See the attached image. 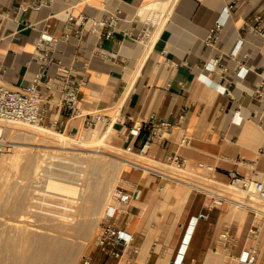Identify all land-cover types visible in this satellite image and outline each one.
Segmentation results:
<instances>
[{"label":"crops","instance_id":"1","mask_svg":"<svg viewBox=\"0 0 264 264\" xmlns=\"http://www.w3.org/2000/svg\"><path fill=\"white\" fill-rule=\"evenodd\" d=\"M22 1L0 0L2 83L13 88L28 85L38 69L31 57L41 32L61 37L68 31L69 37L58 43L54 56L79 81L83 108L102 110L113 120L109 128L123 147L132 144L138 149L148 139L147 132L132 138L128 130L134 121L156 113L172 126L164 140L151 142L147 157L164 162L177 153L188 162L212 164L214 180L226 184L232 168L247 177L262 175L264 101L257 98L255 88L264 79V36L251 27L257 24L255 17L264 12V0H55L52 6L38 10L20 9ZM226 6L230 11L218 40L209 44L206 37ZM109 11H118L121 19L113 38L80 25L83 18L104 17ZM70 17L79 24L67 29ZM218 56L221 62L208 67L207 62ZM240 65L248 68L245 76L238 74ZM56 69L57 65L51 67L49 74L54 75ZM59 103L60 93L45 103V123L74 134L84 125L83 118H70ZM183 110L185 116L180 118ZM183 136L186 143L181 141ZM133 169L127 172L128 179ZM152 177L138 188L140 195L131 202L130 214L118 219L119 223L129 220L139 245H145L147 238L135 227L140 213L137 202L165 188L160 186L163 180ZM194 200L187 215L196 214L190 212ZM203 208L199 213H205ZM205 214L188 253L198 264H210V251H216L210 249L216 224ZM194 224L195 219L190 229ZM187 225L171 253L178 249ZM232 232L237 239V230ZM238 241L236 251L247 243L242 244L241 238Z\"/></svg>","mask_w":264,"mask_h":264},{"label":"rangeland","instance_id":"2","mask_svg":"<svg viewBox=\"0 0 264 264\" xmlns=\"http://www.w3.org/2000/svg\"><path fill=\"white\" fill-rule=\"evenodd\" d=\"M169 11L170 9L165 14ZM16 127L17 123H5L0 120V142L7 145L0 158V257L1 253H22L21 239L28 231L34 239L57 238L61 242V253L73 256V260L67 264H84L85 257L90 255H93L92 264H158L159 261H162V264H171L173 243L193 215L187 213L195 198L194 209L190 212L199 214L204 206L203 211L209 213V221L216 224V231L212 233L215 242L210 249L215 248L218 252L219 264H225L227 261L222 235L228 229L237 230V236L244 244L253 224L259 227L260 235L257 240H248L247 244L257 248L258 264H264V215L251 208H245L246 206L233 205L230 197L233 192L238 193L239 189L229 183L215 181L213 173L199 166L198 162H187L179 169L129 153L124 150L112 131L107 141L115 147L113 152L118 157L123 156L144 165L154 166L178 178L184 177L182 179L186 182L201 187L190 188L188 200L181 211L176 209L174 193L179 187H189L178 181H163L160 186L165 188L161 192L153 191L149 198L137 202L140 213L135 220V227L139 234L149 240V244H145L150 250L147 261L142 262L139 255L143 244H140V251L133 260L129 259L127 254L120 259L105 253L101 247L96 246V238L105 219V209L108 203L114 201V191L117 188L137 190L146 186L153 179V175L132 168V176L128 179L126 174L131 170V166H125L120 157L118 159L95 151V145L74 143L61 149L35 140L33 129ZM49 127L67 136H83L84 140L89 139L90 142L91 139L93 142L99 140L109 129L103 125L91 129L82 125L79 131L69 134L54 126ZM50 177L76 184L78 193L46 192L45 185ZM205 177L212 180L209 181ZM244 194V200L249 202L248 193ZM95 195H99V200H93ZM261 202L264 203V200ZM21 215L27 220H21ZM118 216L113 221L117 222ZM176 216L178 219L174 220ZM154 242L157 244L154 245ZM17 259L16 255L13 260Z\"/></svg>","mask_w":264,"mask_h":264},{"label":"built area","instance_id":"3","mask_svg":"<svg viewBox=\"0 0 264 264\" xmlns=\"http://www.w3.org/2000/svg\"><path fill=\"white\" fill-rule=\"evenodd\" d=\"M54 1L55 0H23L20 3L19 8L22 10H38L42 7L52 6ZM229 11L230 6H226L223 11L224 15L216 21L214 28L208 33L206 37L207 43L214 44L217 42ZM255 18L257 24L251 27V30L264 36V12L258 14ZM120 20L118 11H109L104 17L83 18L80 25L82 28H87L92 32L100 33L101 37L109 39L113 38ZM72 24H79V22L73 17H70L67 20L66 28L70 29V25ZM69 35L70 33L68 31L64 32L61 37L52 35L47 31L41 32L36 40L35 50L31 57V61H36L38 63V69L34 73L33 79L25 87L13 88L0 81V119L9 122H21L29 125H45V103L49 102L50 98L53 97L55 93H60L59 107L67 112L70 118H83L86 128L91 129L98 125H103L105 127L113 126V120L106 112L102 110L88 111L83 108L79 95V81L73 77L70 71L66 70L60 61L54 56L58 43L62 39H67ZM241 43L242 40L238 42L236 48L232 51L234 54L237 52ZM220 62V56L214 57L207 62V66L214 68ZM54 65H57L56 72L54 75H50L49 69ZM247 72L248 68L240 65L238 74L240 76H245ZM255 95L258 99L264 101V79L255 88ZM184 116L185 110L180 114V118H184ZM171 126L172 125L169 121L158 117L156 113H151L142 121H134L133 125L128 130V135L133 138L143 132H147L148 139L142 143L138 149H136L134 145L128 144L124 147V150L129 153H136L141 157H147L151 142L156 139L164 140L166 133ZM181 141L182 143H186L188 139L186 136H183ZM6 146V143L0 142V158L5 151ZM156 162L165 163L169 166L181 169L187 164L188 160L187 158L174 153L173 155L168 156L166 161ZM198 164L212 173L215 170V166L212 164L203 161L198 162ZM130 166L142 171H147L149 174L166 182L178 181L176 176L154 166H148L141 163H132ZM228 174L230 177L229 185L245 191L248 194L252 193L258 198L264 200V172L260 177H247L243 175L239 169L232 168L228 171ZM139 195V189L128 190L127 188H117L114 191V201L108 203L105 209V219L100 225L96 238V246L101 247L105 253L112 254L114 257L120 259L127 254L128 258L132 260L139 253L140 245L136 242L134 233L130 231L129 220H125L122 223L113 221L118 215H129L130 204ZM206 217L207 215L203 212L191 216L181 243L170 259L171 264H196L194 258L189 259L188 253L197 226L200 220ZM194 219V227L193 229H190V225ZM259 235V227L253 224L249 229V240H257ZM222 240L224 251L227 255V261L225 264H258V252L256 247L246 243L239 251L235 250L237 239L231 229H228V231L222 235ZM92 262L93 255L85 257L84 264H92Z\"/></svg>","mask_w":264,"mask_h":264},{"label":"bare ground","instance_id":"4","mask_svg":"<svg viewBox=\"0 0 264 264\" xmlns=\"http://www.w3.org/2000/svg\"><path fill=\"white\" fill-rule=\"evenodd\" d=\"M157 18L161 19V16L159 14H157ZM150 39H152V36L149 37V40ZM143 43H145V42H143ZM0 120H2V119H0ZM3 121L5 123L9 122V121H5V120H3ZM13 123H17V127H18V128L16 127L17 129H19V128H21V129L23 128L24 130L33 129L34 130V132H33L34 136L33 137H35L34 138L35 140L43 142V143H48L49 145H52V146L57 147V148H61V149L62 148H68L74 143H80L81 145H84V146L95 145V146H97L95 151L100 152L103 155L114 156L115 158H118V159L120 157V158H122L121 161L124 163L125 166H129L132 163H138V162L130 160L128 158H123V156L118 157L117 154H114L113 151L116 150L115 147L107 141L109 138L108 136H109V133L111 131V128H109L107 131H105V133H103L102 137L99 138V140H96L95 142H93L91 139V142H90V141H88L89 136L87 137L88 140H84L83 136H81L80 138L71 137V136H67L65 134L59 133L56 130H54L53 128H51L49 126H45V125H29V124H25V123H21V122H13ZM18 125H20V126H18ZM51 136L54 138H51ZM84 136H86V135H84ZM95 137H96V135L94 136V138ZM37 141L35 142L36 144L38 143ZM133 154H136V153H133ZM182 178H184V177H182ZM182 178H178V182L187 185L189 188L179 187L178 190L175 191V193H174L176 196V201H175L176 202V209L180 210V211L188 200V197L190 194V188H195L197 186L201 187L195 183H188V182H186V180H183ZM205 179H207L209 181L212 180V179H209L206 177H205ZM45 187H46V192L50 191V192L65 193V194H73V193L76 194V193H78V187L76 184H73L71 182H66L63 179L56 178V177L48 178ZM237 191H238V193L233 192V194L230 197V201L233 203V205L246 206L245 208H247V207L251 208L252 210L256 211L257 213H260V215H262V214L264 215V203L261 202L263 200H261L256 195L251 193V194H248L249 195V198H248L249 202L245 201L244 200V196H245L244 193L245 192H241V191L239 192V190H237ZM46 192H45V194H46ZM93 200L94 201L99 200V195H95L93 197ZM232 208H233V206H232ZM236 210H237V208H236ZM236 210H234V211L236 212ZM178 214H180V213H178ZM170 218H172V217H170ZM24 219H26L25 216L21 215V220H24ZM175 219H178L177 216L174 218V220ZM19 223L21 224V222H19ZM26 228H28V226H26ZM139 229H140V227H139ZM36 230H38V229H36ZM37 237H39V236L37 235ZM147 244H149V243H147ZM20 245L22 248V251H21L22 253H1L2 256L0 257V264H67L68 262L70 263V261L73 260V256L71 254L64 255V253H61V242L59 240H57V238L56 239L55 238L34 239V237H31V235L27 231L22 236ZM141 248L142 249H141L139 255H140L142 262H144V260L147 261L148 257L150 256V250L145 245ZM217 253L218 252L215 250L210 251V255L212 257V260L213 261L215 260V264H218L219 260H220L217 256L215 257V255H217ZM16 255L18 256V259L15 261V260H13V258ZM209 260H210V258H209ZM212 260H211V262H212ZM211 262H209V263L211 264ZM158 264H162V261H159Z\"/></svg>","mask_w":264,"mask_h":264}]
</instances>
